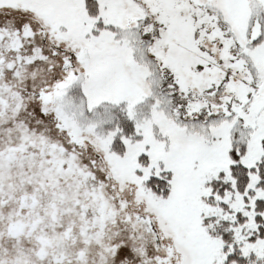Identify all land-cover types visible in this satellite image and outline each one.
I'll list each match as a JSON object with an SVG mask.
<instances>
[{"label": "snow or ice", "instance_id": "obj_1", "mask_svg": "<svg viewBox=\"0 0 264 264\" xmlns=\"http://www.w3.org/2000/svg\"><path fill=\"white\" fill-rule=\"evenodd\" d=\"M0 264H264V0H0Z\"/></svg>", "mask_w": 264, "mask_h": 264}]
</instances>
